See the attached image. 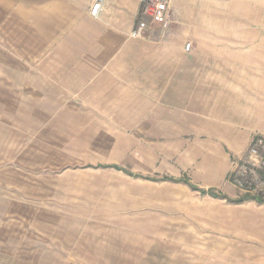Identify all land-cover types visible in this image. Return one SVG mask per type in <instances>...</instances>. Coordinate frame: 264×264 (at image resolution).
<instances>
[{
  "label": "rangeland",
  "instance_id": "obj_1",
  "mask_svg": "<svg viewBox=\"0 0 264 264\" xmlns=\"http://www.w3.org/2000/svg\"><path fill=\"white\" fill-rule=\"evenodd\" d=\"M44 1L0 0V264H264V186H208L193 136L155 134L151 92L90 74ZM209 4L185 29L251 53L264 88V0Z\"/></svg>",
  "mask_w": 264,
  "mask_h": 264
},
{
  "label": "crops",
  "instance_id": "obj_2",
  "mask_svg": "<svg viewBox=\"0 0 264 264\" xmlns=\"http://www.w3.org/2000/svg\"><path fill=\"white\" fill-rule=\"evenodd\" d=\"M210 1L220 0H169L168 22L141 39L129 37L140 0H47L43 6L56 9L59 25L73 26L76 51L105 60L90 74L117 75L134 90L151 92L140 104L148 108L143 121L155 124V134H191L202 169L215 175L208 186L229 193L233 159L245 153L253 135H264V88L251 53L207 49L208 36L199 40L185 29L217 21L219 8Z\"/></svg>",
  "mask_w": 264,
  "mask_h": 264
},
{
  "label": "built area",
  "instance_id": "obj_3",
  "mask_svg": "<svg viewBox=\"0 0 264 264\" xmlns=\"http://www.w3.org/2000/svg\"><path fill=\"white\" fill-rule=\"evenodd\" d=\"M100 1L91 7V14L97 16ZM170 18L169 0H140L136 20L129 32L133 39L145 38L157 24H165ZM191 44L185 45L190 50ZM229 180L245 191H258L264 186V135H254L243 156L231 165Z\"/></svg>",
  "mask_w": 264,
  "mask_h": 264
},
{
  "label": "trees",
  "instance_id": "obj_4",
  "mask_svg": "<svg viewBox=\"0 0 264 264\" xmlns=\"http://www.w3.org/2000/svg\"><path fill=\"white\" fill-rule=\"evenodd\" d=\"M182 181H184L185 183H188L190 185V187L199 190L201 193L205 194V193H209L211 195H213L212 190L208 189V190H204L202 188H199L198 186H196L195 184L190 183V181L187 178L182 179Z\"/></svg>",
  "mask_w": 264,
  "mask_h": 264
}]
</instances>
